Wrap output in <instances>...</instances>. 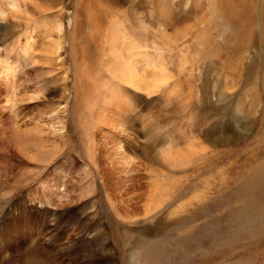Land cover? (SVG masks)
<instances>
[{
	"label": "rangeland",
	"instance_id": "374dc122",
	"mask_svg": "<svg viewBox=\"0 0 264 264\" xmlns=\"http://www.w3.org/2000/svg\"><path fill=\"white\" fill-rule=\"evenodd\" d=\"M158 1L162 0H18L21 16L8 15L0 19V126L4 124L0 127V170L9 172L6 173L7 179L0 175V204H8L2 212L0 209V216L21 196L24 195L29 202L30 197L33 199L44 192L41 182L48 176L47 173H50L49 179L65 174L68 184L77 183V178L82 177L84 170L89 167L90 152L87 147L94 145L93 153L99 158L100 167H105V181L111 177L112 171L113 174L117 173L116 177H125L122 182L127 183L124 185L135 182L137 186L140 185L138 190L143 196L136 200L140 208L141 203L147 201L150 182H164L165 178H156L154 173L161 172L164 177L172 175L173 178H167L168 181L163 184L170 189L174 184L188 188L186 193L178 195L182 197L179 202L174 203L165 198L157 200L163 204V208L154 216V223L157 224L156 228H161L162 220L198 213L195 210L196 200H191L188 206H180L191 194L205 192V200L219 202L214 200L220 193V183L224 181L229 188L233 187L231 177L234 170L230 171V167L239 165L241 158H245L249 152L248 155H253L256 151H263L264 90L260 87L261 70L247 87L241 88L239 84L242 64L250 63L256 54L254 48L249 46L245 50L234 51L233 45L228 43L233 40V35L229 29L221 26L218 11L212 9L209 0H163L169 11L165 13L155 5ZM9 2L0 0L6 11L13 10L8 6ZM185 4L187 6L184 8ZM171 12L179 16L173 22ZM129 36L138 43L133 59L128 56V53L134 54ZM58 46L60 51H55ZM211 47L215 51L207 53ZM133 64L140 75H137L140 77V88L132 83L136 77ZM206 65L209 71L205 73ZM123 70L128 73L127 79L118 77ZM205 74L209 81L207 90L202 88ZM151 80L154 82H149ZM142 86L147 87V92ZM251 91L253 94L248 93ZM103 92L108 96H116L114 101L110 100L107 112L102 102ZM254 94L257 103L253 108L249 101ZM117 100H122L121 104L126 102L127 109L121 119L117 116L114 104ZM102 111L110 115V119L108 116L99 117ZM235 112L243 116L244 122L249 120L250 123H243L240 127L233 125V130L229 131L231 133L222 134L224 124H234L232 114ZM105 119L109 122L104 123ZM11 125L30 128L29 132L35 126L43 130L41 136L45 145L40 148L38 157L36 154L20 152ZM221 139L224 141L221 142ZM245 146L252 152L241 154L240 148ZM34 149L32 146L30 152ZM168 149L173 150L172 153ZM183 150L195 153L180 162L178 159L185 152ZM179 152L181 155L177 157L175 153ZM164 153L169 157H164ZM49 155L51 157L47 159ZM122 156L129 163H124ZM204 161L208 162L207 170L200 172ZM186 170L192 176L188 179H181L184 178L181 176L180 180L179 174ZM171 173H176V176ZM65 179L60 181L63 183ZM108 181L111 184L110 179ZM95 185L89 205L77 206L78 202L75 201L72 204L75 205L73 208H79V223L82 225L89 212H100V221L103 222V228L105 226V233L110 234L109 242L116 254L108 250L101 251L102 259L96 264H109L107 262L117 259L124 249L120 236L124 223H120L121 218L108 205L99 180L96 179ZM110 191L118 204L122 202L113 190ZM57 196L62 202L68 199ZM39 199L27 204L39 205ZM231 199L229 201L232 202ZM55 203V214H61L62 211L66 214L70 210L68 207H72V204L66 206L60 203L63 206L59 208L60 204ZM187 207L188 211L185 210ZM209 209V214H216V209ZM211 216L207 218L216 217ZM23 217L22 222L28 219L27 214ZM64 219L63 216L61 223ZM46 222L50 229L46 224L45 229L42 222V232L49 237L53 231L52 216H47ZM125 225V229L131 230V223L125 221ZM28 227L27 223L24 228ZM80 229L75 228L71 235L81 236L79 233L84 230ZM155 233L159 234L157 231ZM63 234L64 231L59 232L58 242L64 241L66 234ZM248 236H226L221 240V248L208 243L206 248L213 257L201 259L189 255L198 244H192L193 247L188 245V249H175L173 243H166L162 252L165 258L163 264H215L220 260L224 263L244 257L251 264H264V238L259 240ZM23 244H26V240Z\"/></svg>",
	"mask_w": 264,
	"mask_h": 264
},
{
	"label": "bare ground",
	"instance_id": "6f19581e",
	"mask_svg": "<svg viewBox=\"0 0 264 264\" xmlns=\"http://www.w3.org/2000/svg\"><path fill=\"white\" fill-rule=\"evenodd\" d=\"M13 2L15 3V8L13 10L6 11L7 9L4 8L0 4V11L7 12L8 15H11L14 17L21 16L22 12L19 9L20 5H19L18 0H10L9 5ZM209 2L211 3L212 9L214 8L216 12L218 11L217 15H218V18L221 20V26L231 31L233 35V40L228 41V43L233 45L234 51L245 50L249 46H251V48H254L255 50L256 54L252 57V59L250 60V63L242 64L243 67L241 68V71L239 72L241 82L240 83L238 82V83L241 84V88L247 87L249 83L253 80L252 78L257 77L258 70L260 69L261 70V86L260 87L264 90V0H209ZM155 5H158L157 7L159 11L161 12L165 13V11H168V5H166V2H164L163 0L158 1V3H156ZM186 6L187 4L184 5V8ZM170 14L172 15L171 22L179 18V16L174 12H171ZM4 18L5 17H0L1 20ZM129 41L131 42V48L134 51V54L128 53V56L131 59L132 56L136 54V50L138 49V43L137 41L134 40V37L132 36H129ZM25 48H28V47H25ZM55 51H60V47L58 46L55 49ZM128 51L130 52V47L128 48ZM214 51L215 50H212V47H211L209 51L207 50V53L208 52L211 53ZM222 52L223 51H221V54ZM129 68L127 69V71L129 70ZM133 68H135V71H134L135 75L133 74L134 72L133 73L131 72V73L136 77H135V81H133L132 83L136 84L137 85L136 87H139L140 77H137L138 70L134 64H133ZM204 70H205V73L208 72L209 67H207L206 65ZM120 74L121 75L118 76L120 79H123L125 77L126 79L128 78V73H126L125 70L120 71ZM205 76L206 74L203 77L202 88L207 90V88L209 87V81L207 80ZM150 78L152 79V77ZM153 80L149 82H152ZM142 81L143 80H140V82ZM156 81L157 80H155V82ZM149 82H147V85H149ZM144 87L145 86H142V88ZM147 87H145L146 92H147ZM248 93L253 94L252 91ZM103 96H104V98L102 99L103 101L102 100L101 101L105 103L107 107V108L105 107L106 112H107L110 107L108 106L109 103H111L110 100L114 101L115 100L114 97L116 96L114 97L110 95L108 96L105 92H103ZM255 96L256 95L254 94L253 97H250V101H249L250 106L253 108H254V105H256L255 103H257L256 102L257 98ZM121 103H122V100L121 101L117 100V102L114 103L115 106L117 107L116 108L117 116L119 118L124 115L123 113L126 112L125 110L127 109V108L125 109L126 102H124L125 104L124 103L121 104ZM98 116L103 117V118H107V116L108 118L110 117V115H106L104 111H102L100 115ZM242 117L243 116L239 113H236V112L233 113L232 120L234 124H224L225 130L222 134L225 135L230 130H233L231 129L233 125H237V127L238 126L240 127L243 125V123L248 124L249 120H247L248 122H244L245 119H243ZM103 122L105 123L109 121L105 119V121ZM263 122H264V115H263ZM11 127L12 129H14V132H15L14 138H15V141L19 144L17 146L20 152L25 153L27 155L36 154L35 156L38 157L37 156L38 153L41 154V152H39L40 148H43L45 145L44 144L45 141L42 140V136H41V134L43 133V130L39 126L37 127L35 126L34 128H32V132L30 131L32 133L31 134L29 132L30 128L29 130L28 128L23 129L22 127L17 126V125H11L10 128ZM62 127L63 126H61V128ZM244 127H247V126L244 125ZM213 129L216 130L215 128ZM58 135L60 136L61 134H58ZM223 141L224 140L221 139V142ZM91 143L93 144V141H91ZM0 145L2 144L0 143ZM32 146L35 147V149L33 152H30V150L32 151ZM7 147L9 146L7 145ZM28 148H30L29 151H26L28 150ZM87 148L89 149V152H90L88 154L89 155L88 157L89 167L86 166L87 169L84 170L82 177L80 176L81 178L76 177L77 183L68 184L69 181H66L65 178L67 175L64 174L65 173L64 171H63L64 176L63 175L57 176V177L52 176L53 178L51 177L50 179H49L50 173H47L48 175L46 176L47 178L45 177L44 180L41 182L44 188L43 190L44 192H41L39 196L37 195V197H32L33 199H31L30 197L31 202L32 201L34 202L35 201L34 199L38 200V198L40 197L41 200L39 199L40 200V203H38L39 205H36L35 203L34 205L27 204L28 201L23 195L21 196L20 199L18 198L19 200L16 199L18 200L17 203L9 207V209H7L5 213L0 216V264H96L98 260L102 259L101 251H104V250H108L109 252L112 251L113 249L111 247V243L109 242L110 234L108 235L107 232L105 233L104 231L105 226L103 228V222L100 221V215H101L100 212L96 210L95 211L90 210L91 213L89 212L88 218L83 220V223L85 224L82 225V223H79V220H80L79 216L81 215V214H78L80 213L79 208H73L75 207V205L73 206L72 204V202L74 203L75 201V202H78L77 206L89 205V199L92 198L90 196H93V193L95 191L96 179L99 180L104 190L105 198L108 202V205L114 212L117 213L118 217L121 218L120 223H124L123 228L121 229V234H120V236L123 239L124 249L122 248L123 249V251L121 252L122 254L119 255L118 258L116 257L117 259L110 260V261L107 260L109 261L107 262L109 264H163L165 258L162 252H163V249H165L166 243H173L175 245V246L173 245L175 249L176 247L188 249V245L193 247L192 244H196V245L198 244V247L195 248L196 250L189 252V255H192V256L196 255L199 257V259H201L205 256L210 257V258L213 257L206 248V245L208 243H214L218 248L219 247L221 248V240L226 238V236L228 238H237V237L246 238L248 235L249 236L251 235L252 239H254L253 237H256V239H259V240H262L264 238V137L262 141L263 151L261 152L256 151L255 154L253 153V155L252 154L248 155L250 153L249 151H251V149L248 146L243 147V149L240 148L241 154L242 153L246 154L247 152L249 153H247V156H245V158H241L242 161L239 163V165H237L236 167H230V171L234 170L233 176L231 177L233 187L229 188L226 182L224 181L220 183L221 185V189L219 193L220 195L219 194L216 195L215 200H214V201H219V202H213V201L209 202L208 200H205V197H206L205 192L200 191V192H197V194H194V195L191 194V197L187 198L188 199L187 201L181 202L180 206L181 207L188 206L191 200H196L198 203L196 204L195 210L196 211L198 210L197 211L198 213L196 215L192 213L193 216L184 217V218H172V219L162 220L161 228H156L155 226L157 224L154 223V216L156 214H159L163 208V204L160 202H157V200H159V198H165L168 201H171L174 203L179 202L182 200V197L178 195H181L180 193L182 194L186 193L188 191V188L186 187L184 188V186L179 185V184L177 185L174 184L173 186H171V189H170L169 186L167 187V185L164 186L163 184H165V181H168L167 178L172 179L173 178L172 175L168 177H164L163 173L161 174V172L154 173L156 178H159L162 176V179L165 178L166 180L164 179V182H162V180L161 181L156 180L155 182H150L151 189L147 191L148 193V195L146 196V198L148 197L147 201L145 203H141L142 207L140 208L137 206V201H138L137 199L143 196V195L141 196V193L138 190V187L140 185L137 186L136 182L134 184L124 185L125 183H127V181L124 183L122 182V180L125 177H122V175H120L119 177H116L117 173L113 174L112 171H110L111 177L108 176L109 177L108 179H110L112 185L109 183L108 179L107 181H105L104 170H103L105 167L103 169L100 167L99 158L97 159L95 154L93 153L94 145L92 146L90 145ZM168 150H171V149H168ZM4 151L6 150L4 149ZM172 151L173 150H171V153ZM187 151H189L190 154L189 152L188 154H186ZM3 152L1 153L3 154ZM185 152L184 153L182 152L183 153L182 155L180 152L177 153L178 155L175 153L177 157L181 155L180 158L178 159L180 162H183L184 160L188 159L190 156H192L195 153L194 151H191V150H186ZM164 154H165L164 157H169V156H166V153ZM96 155H97V152H96ZM50 157L51 156L49 155L47 159H49ZM122 158H123L122 160L125 161L123 162L126 163L127 158L125 156H122ZM129 158L128 160H130ZM173 158L175 159V157ZM168 159L169 161H172V159L171 160L170 158ZM36 160L41 162L39 158H36ZM165 160L167 161V158ZM174 162L176 163L175 160ZM130 163H131V160H130ZM206 163L208 162L204 161L203 163H201L200 172H203L204 169L207 170ZM5 168H8V166L7 167L5 166ZM132 169L134 170V168ZM52 171L55 172L56 170L53 169ZM68 172L70 173L69 170ZM188 172L189 171L186 170L182 172L181 174H179L180 175L179 179L181 176L184 177L181 179H188L189 177H191L192 175L189 174ZM6 173L7 174L9 173L7 172L6 169L0 170V175L1 176L3 175L4 179H7ZM57 173H60V172L57 171ZM171 174H174L176 176V173H171ZM62 179H65V181L63 180L64 181L63 183L60 181ZM111 179L112 180L115 179V182L113 181L114 182L113 183ZM92 185H93V188H91ZM38 186H37V189H40L38 188ZM110 190H113V192L116 193L117 197H120V200L122 202L120 201L118 202H120L121 204L117 203L116 197H114V195L111 194ZM28 194L29 193H27V195ZM57 195H59L60 197H67L68 199H66L65 202L64 201L62 202V200H60V198H58ZM173 197H176V198L174 199ZM230 198H232L231 199L232 202L229 201ZM30 199H29V202H30ZM55 202H58L59 204L60 203L64 204L66 206H68V203H69V204H72L71 205L72 207L71 208L68 207L70 210L66 208V210H69L68 212H66V214H63V211L61 214H55L56 210L54 211L55 208H53V205L56 204ZM61 204L59 205V208H62L61 206L63 205ZM6 205L1 206L0 204V209H2L1 212L6 207ZM214 205L215 207H213ZM27 206L29 207V209ZM211 207L216 209L214 212H216L217 215L215 213H210V214L208 213L209 212L208 209ZM56 208H57V205H56ZM185 210L188 211V207L185 208ZM200 212L203 214V216H201ZM25 214L28 215L27 217L28 219L22 222V219L24 218L23 216ZM211 214L215 215L216 217H213V215L211 216ZM49 215L50 217L52 216L53 226L51 227L53 229L52 228L51 229L53 231L51 232V235L49 237H46L44 236L42 232L43 231L42 222H43L44 228L46 224L48 229H50V226L48 225V223L47 222L44 223L45 218ZM71 215L73 218L70 217ZM208 215L213 218L211 219L207 218ZM63 216L65 217V219L61 223V219ZM125 221L131 223L132 225L130 228L131 230H127L124 228L126 226ZM27 223L29 224V227L25 229L24 227H27ZM78 227L81 228L80 230L83 229L84 232H81V233L78 232L80 235L81 234L82 235L79 237H75L76 234H74V237H73L71 234H73V232L75 231V228H77L78 230ZM60 231H64L66 234V235L63 234L65 236L63 237L64 241L62 242H58L60 240L57 238V236H60L58 235ZM155 231H157L159 234L157 235ZM24 239L26 240V244H23L25 242ZM182 244H184L183 247H182ZM190 246L189 248H191ZM195 251L196 253H194ZM113 254H116V253L114 252ZM215 264H251V263L249 260H247L244 257V258H239L236 260L232 259L224 263H221V260H220L216 262Z\"/></svg>",
	"mask_w": 264,
	"mask_h": 264
},
{
	"label": "clouds",
	"instance_id": "9594fccd",
	"mask_svg": "<svg viewBox=\"0 0 264 264\" xmlns=\"http://www.w3.org/2000/svg\"><path fill=\"white\" fill-rule=\"evenodd\" d=\"M9 6L14 9L15 8V3L13 2ZM7 15H8L7 12L0 11V17H7Z\"/></svg>",
	"mask_w": 264,
	"mask_h": 264
}]
</instances>
